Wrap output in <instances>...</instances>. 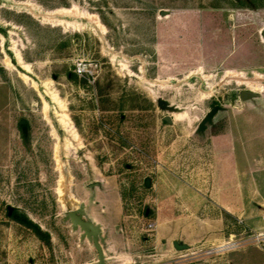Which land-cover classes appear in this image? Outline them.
<instances>
[{
	"label": "rangeland",
	"instance_id": "1",
	"mask_svg": "<svg viewBox=\"0 0 264 264\" xmlns=\"http://www.w3.org/2000/svg\"><path fill=\"white\" fill-rule=\"evenodd\" d=\"M228 70L264 76V0H0V264H97L73 197L103 264H264V79Z\"/></svg>",
	"mask_w": 264,
	"mask_h": 264
},
{
	"label": "bare ground",
	"instance_id": "2",
	"mask_svg": "<svg viewBox=\"0 0 264 264\" xmlns=\"http://www.w3.org/2000/svg\"><path fill=\"white\" fill-rule=\"evenodd\" d=\"M60 10H62V13H66V14L72 12V10L70 8H68V9L65 8V9H60ZM86 17H87V19L93 20V22L98 27H100L101 29H104L103 25L99 22L97 17L91 16V15H87ZM16 56H17V59H18V62H19L18 64H20L26 71H31L30 64L25 62L22 59L21 54H20V52L18 50H16ZM6 62L9 63V60L7 58H6ZM19 75H20L21 79L25 83L29 84V86H31L34 90L38 89L37 83L35 81H33L27 74L19 73ZM255 79L254 80L248 79L242 73H238V72L231 71V70H228L225 73V75L223 76V80H226L227 82L234 81V83H236L237 85H244V86H246L247 88H249V89H251L253 91L260 92V91H262L263 86L259 82V80H257V79H264V76H260V75L256 74L255 75ZM56 101H58V100H56ZM43 115H44V118L46 120H48V105H47L46 102H44ZM172 117H173V119H182L183 118V114H180V113L177 112V113H174L172 115ZM59 121H60L61 125L63 126V128L65 130H67L68 132H70L74 136V138L77 137V133L74 130L72 122H71L69 116L66 113H63L61 115ZM67 145H69V144H67ZM66 148H67V146H66ZM53 155H54V158L56 160L57 167L60 169L61 168V161H60V158H59V146H58V144H55V146H54ZM63 180H64V176H63L62 173H60L59 180H58L57 193H58L59 199L61 200L62 204H64V202H65V199H64V187L65 186L63 187V182H64ZM70 200H72V203L76 207H78L79 203H81L75 197H73Z\"/></svg>",
	"mask_w": 264,
	"mask_h": 264
},
{
	"label": "water",
	"instance_id": "3",
	"mask_svg": "<svg viewBox=\"0 0 264 264\" xmlns=\"http://www.w3.org/2000/svg\"><path fill=\"white\" fill-rule=\"evenodd\" d=\"M254 95H255L254 93L249 92V91L241 92V96L243 98L253 97ZM218 109H219L218 106L214 107L204 117L203 121L200 123V128L203 127L204 123L208 121ZM164 120L167 122H170L171 117L165 116ZM84 208H85L84 202L79 203L77 208L69 210L67 212L66 218L70 220L72 227L74 229L79 228L83 232L82 237H88L89 239H91L93 246L95 247L97 251V256H98L97 264H103L105 261V253L103 251L102 244H101L104 241L102 227L98 223H95L91 220H86L83 217ZM8 211L9 213L11 211L9 207H8ZM173 244H174L175 249H178V250L186 248L185 245H179L176 241Z\"/></svg>",
	"mask_w": 264,
	"mask_h": 264
},
{
	"label": "trees",
	"instance_id": "4",
	"mask_svg": "<svg viewBox=\"0 0 264 264\" xmlns=\"http://www.w3.org/2000/svg\"><path fill=\"white\" fill-rule=\"evenodd\" d=\"M13 219H15L17 222L22 223L27 226H31V223L26 217L24 216H17L15 214H12Z\"/></svg>",
	"mask_w": 264,
	"mask_h": 264
},
{
	"label": "built area",
	"instance_id": "5",
	"mask_svg": "<svg viewBox=\"0 0 264 264\" xmlns=\"http://www.w3.org/2000/svg\"><path fill=\"white\" fill-rule=\"evenodd\" d=\"M147 227L149 228V230H151L153 227V224H148Z\"/></svg>",
	"mask_w": 264,
	"mask_h": 264
}]
</instances>
